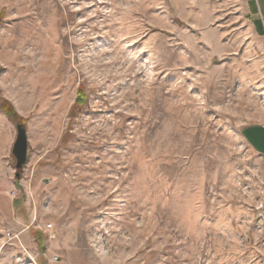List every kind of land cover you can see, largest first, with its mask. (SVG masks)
Masks as SVG:
<instances>
[{"label":"rangeland","instance_id":"obj_1","mask_svg":"<svg viewBox=\"0 0 264 264\" xmlns=\"http://www.w3.org/2000/svg\"><path fill=\"white\" fill-rule=\"evenodd\" d=\"M252 1L0 0V264H264Z\"/></svg>","mask_w":264,"mask_h":264},{"label":"crops","instance_id":"obj_2","mask_svg":"<svg viewBox=\"0 0 264 264\" xmlns=\"http://www.w3.org/2000/svg\"><path fill=\"white\" fill-rule=\"evenodd\" d=\"M249 11L254 16V19L259 20L256 23L253 22L254 30L260 34L263 33L264 26L263 23H261L259 12L264 17V0L252 1L251 4L249 5ZM243 138L246 139L247 143L252 147L253 151H256L257 153L264 156V126L263 125H254L245 128Z\"/></svg>","mask_w":264,"mask_h":264},{"label":"water","instance_id":"obj_3","mask_svg":"<svg viewBox=\"0 0 264 264\" xmlns=\"http://www.w3.org/2000/svg\"><path fill=\"white\" fill-rule=\"evenodd\" d=\"M1 71V67H0ZM1 74V72H0ZM27 133V128L23 124H17V138L16 142L14 144L13 149V154L16 158V169L22 170L25 166L26 163L28 162V146H29V139ZM17 177L20 176L19 173H16Z\"/></svg>","mask_w":264,"mask_h":264},{"label":"trees","instance_id":"obj_4","mask_svg":"<svg viewBox=\"0 0 264 264\" xmlns=\"http://www.w3.org/2000/svg\"><path fill=\"white\" fill-rule=\"evenodd\" d=\"M80 102L81 103L85 102V96L83 94H81ZM4 108L9 115L16 116L14 110H12L10 107H7V105H6V106H4Z\"/></svg>","mask_w":264,"mask_h":264},{"label":"built area","instance_id":"obj_5","mask_svg":"<svg viewBox=\"0 0 264 264\" xmlns=\"http://www.w3.org/2000/svg\"><path fill=\"white\" fill-rule=\"evenodd\" d=\"M260 16H261V19H262V21L264 23V17L262 16V14H260ZM49 228H51V226H49Z\"/></svg>","mask_w":264,"mask_h":264}]
</instances>
